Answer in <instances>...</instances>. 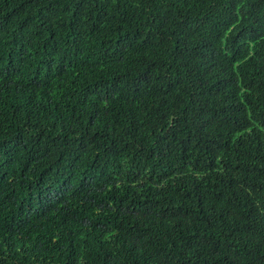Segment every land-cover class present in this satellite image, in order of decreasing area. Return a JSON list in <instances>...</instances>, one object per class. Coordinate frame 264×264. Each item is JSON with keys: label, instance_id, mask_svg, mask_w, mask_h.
<instances>
[{"label": "trees", "instance_id": "1", "mask_svg": "<svg viewBox=\"0 0 264 264\" xmlns=\"http://www.w3.org/2000/svg\"><path fill=\"white\" fill-rule=\"evenodd\" d=\"M0 264H264V0H0Z\"/></svg>", "mask_w": 264, "mask_h": 264}]
</instances>
